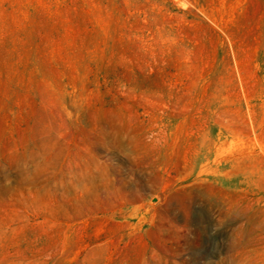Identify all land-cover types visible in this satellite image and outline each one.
<instances>
[{"label":"rangeland","instance_id":"374dc122","mask_svg":"<svg viewBox=\"0 0 264 264\" xmlns=\"http://www.w3.org/2000/svg\"><path fill=\"white\" fill-rule=\"evenodd\" d=\"M0 264H264V0H0Z\"/></svg>","mask_w":264,"mask_h":264}]
</instances>
